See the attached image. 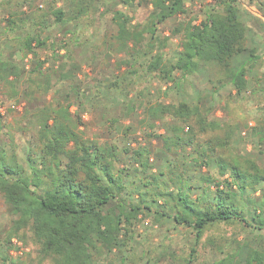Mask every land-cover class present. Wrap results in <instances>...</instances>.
I'll return each instance as SVG.
<instances>
[{"label": "trees", "instance_id": "trees-1", "mask_svg": "<svg viewBox=\"0 0 264 264\" xmlns=\"http://www.w3.org/2000/svg\"><path fill=\"white\" fill-rule=\"evenodd\" d=\"M98 1L75 0L70 14L64 7L55 8L51 12L55 25L66 27L75 23V27H79L80 21L89 23L88 19L99 12ZM184 1L124 0L130 6L136 2L152 5L158 13H153L148 25L142 26L133 24L127 14L116 11L113 20L118 28L119 51L142 50L146 34L155 37L156 19L161 22L171 15L184 14ZM239 17V10L230 3L223 12L214 11L199 24L191 23L183 31L181 50L174 62L166 61L159 52L154 54V45H149V50L144 52L145 57H151L146 73L150 77L156 75L162 84L173 85L178 78L181 81L198 72L202 65H213L220 87L231 85L238 96L242 95L248 89L249 69L260 57L251 51V58L247 62L241 60L239 69L234 68V59L249 52L247 28ZM54 43L49 36L41 39L40 35L28 32L21 43V52L26 57L37 58L38 50ZM69 46L68 42L57 46L65 50V54L53 48L52 59L59 62L60 82L71 86L78 80L81 67L69 55ZM45 64L38 63L31 70L24 96L30 107L25 115L38 127L37 142L28 145L27 165L19 161L16 153L9 154L0 148V194L9 213L16 217L5 234L6 248H13L14 239L22 245L34 246V251L16 264H98L97 258L116 252L122 239L132 234L135 223L144 217L153 218L158 224L172 220L174 227L192 230L197 244L182 264L193 263L198 252L196 247L217 225L239 222L247 229L264 230V218L256 214L249 220L248 211L236 206L238 194L264 184V168L232 154L233 126H222L216 119L211 120V109L205 108L203 100L199 99L197 105L157 103L145 108L144 114L153 122V128L168 117L187 127L186 135L182 134L184 128L175 126L173 138L167 136L169 129L164 136L156 135L153 130L151 137L163 138L167 153L179 147L192 149L193 167L200 175L196 180L190 178L199 185L190 183L186 177L188 169L177 172L171 169L169 179L175 190H153L152 178H148L139 193V201L133 205L124 198L127 174L117 167L119 148L86 136L82 130V115L71 111V94L67 93L63 102H50L45 98L52 90V82L42 70ZM24 74L17 62L0 58V95L5 100L18 98V84ZM129 74L139 78L137 72L129 71ZM134 77L129 81L126 75L104 86L107 90L118 89L130 99L127 101L130 113L136 108L130 98L131 94L135 95ZM71 88L78 97L83 93L82 88ZM89 93L87 90L83 95ZM142 97H145L143 91L136 94L138 100ZM77 107L79 110L81 104ZM146 154V150L135 154L138 157L135 160L144 171L151 165L149 158H144ZM211 167L218 170L221 180ZM226 175L229 176L225 179ZM193 193H196L195 198ZM158 205L163 210H159ZM237 245L235 254L210 264H264V252L251 248L249 243ZM3 264H15V261L6 255Z\"/></svg>", "mask_w": 264, "mask_h": 264}, {"label": "rangeland", "instance_id": "rangeland-1", "mask_svg": "<svg viewBox=\"0 0 264 264\" xmlns=\"http://www.w3.org/2000/svg\"><path fill=\"white\" fill-rule=\"evenodd\" d=\"M233 1L185 0L184 14L171 15L161 22L156 19L155 39L151 34H146L142 50L120 52L118 28L113 20L115 12L127 14L133 19V24L146 26L151 15L157 12L152 5H140L136 2L130 6L125 4L124 0H99V12L88 19L89 23L80 21L79 27H75V23L60 27L55 25L51 12L55 8L64 7L70 14L75 0H0V58L17 62L25 71L18 84V98L8 101L0 95V148H4L9 154L16 153L19 161L27 165L28 145L37 142L38 127L25 115V111L30 107L24 96L30 84L28 77L31 70L38 63L45 62L42 70L52 82V90L45 98L50 102H63L64 96L71 94V111L82 115V130L86 136L100 144L108 142L119 148L117 167L127 174L124 198L129 204L134 205L139 201V193L143 191V184L148 178H152L153 190H175L174 183L169 179L171 169L173 172L188 169L189 174L186 177L188 176L190 183L193 186L199 185L198 181L190 178L196 180L200 175L193 167L195 155L192 149L179 147L172 153H167L163 147V138L151 137L155 131L156 135L164 136L165 130L169 129L167 136L173 138L175 126L184 128L178 121L169 117L163 122H158L155 125L157 128L151 127L153 122L144 114V110L147 106L157 103L177 105L179 102H187L197 105L199 99L203 100L205 108L211 109V120L216 119L222 126H233L232 154L251 160L264 168V0ZM230 3L237 7L239 18L247 28L249 50L234 59V68L242 67L241 60L247 62L251 58V51L260 57L249 69L246 92L238 96L231 85L221 88L217 70L213 65H202L198 72L181 81L178 78L173 85L162 84L156 75L148 76L146 70L151 57H145L144 52L149 50V45H154V54L159 52L165 56L166 61H176L181 50L183 31L191 23L199 24L214 11L223 12ZM36 23L42 25L35 26ZM175 30L180 33H174ZM28 32L40 35L41 39L49 36L55 45L38 50L37 58L26 57L21 52V43ZM65 42L70 45L69 55L81 67L78 80L71 86H77L76 90L82 88L83 93L89 90L88 95L84 96L82 93L78 97L72 92L70 85L60 82L59 62L55 63L52 59V50L56 47L59 54H65V50H59L57 47ZM129 71L137 72L139 78L130 75ZM126 75L129 81L134 77L135 83V95H130L136 106L132 113L128 110L127 101L130 99H126L118 89L107 90L104 87L118 78L123 79ZM141 91L145 93V97L138 100L136 94ZM78 104H81L79 110ZM182 134H187V127ZM138 150L147 152L144 158L148 157L151 164L147 171L135 160L138 158L135 155ZM211 169L221 180L218 170L215 167ZM228 176L226 175L225 179ZM193 196L195 198L196 193H193ZM262 204L264 184L255 190L248 188L243 195L237 196L236 206L241 211H248L249 220L256 214L264 218ZM158 209L163 210L162 207ZM256 218L258 220V217ZM14 219L16 217L9 213L0 194V264H3L6 255L16 264L20 259H25L28 252L34 251L33 245H22L16 239L13 240L12 249L6 248L5 234ZM122 240L116 252L104 254L102 259L97 258V263L182 264L197 244L191 229L176 228L172 220L158 224L153 218L147 217L139 218L133 233ZM239 242L249 243L251 248L264 252V230L247 229L239 222L217 225L206 233L196 247L198 252L192 264H210L233 255L238 251Z\"/></svg>", "mask_w": 264, "mask_h": 264}]
</instances>
